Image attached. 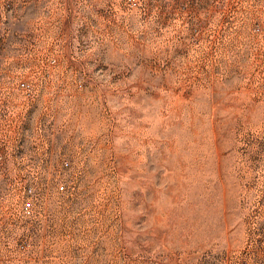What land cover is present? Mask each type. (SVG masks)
Listing matches in <instances>:
<instances>
[{"label":"rangeland","instance_id":"obj_1","mask_svg":"<svg viewBox=\"0 0 264 264\" xmlns=\"http://www.w3.org/2000/svg\"><path fill=\"white\" fill-rule=\"evenodd\" d=\"M0 264H264V0H0Z\"/></svg>","mask_w":264,"mask_h":264},{"label":"bare ground","instance_id":"obj_2","mask_svg":"<svg viewBox=\"0 0 264 264\" xmlns=\"http://www.w3.org/2000/svg\"><path fill=\"white\" fill-rule=\"evenodd\" d=\"M194 135V134H193ZM169 151V150H168ZM191 165V164H190ZM178 171V170H177ZM195 178V177H194Z\"/></svg>","mask_w":264,"mask_h":264},{"label":"built area","instance_id":"obj_3","mask_svg":"<svg viewBox=\"0 0 264 264\" xmlns=\"http://www.w3.org/2000/svg\"><path fill=\"white\" fill-rule=\"evenodd\" d=\"M61 188V187H60ZM26 209V208H25Z\"/></svg>","mask_w":264,"mask_h":264}]
</instances>
